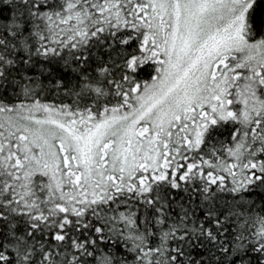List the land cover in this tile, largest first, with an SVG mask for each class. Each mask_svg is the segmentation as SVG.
<instances>
[{"label": "snow or ice", "instance_id": "snow-or-ice-1", "mask_svg": "<svg viewBox=\"0 0 264 264\" xmlns=\"http://www.w3.org/2000/svg\"><path fill=\"white\" fill-rule=\"evenodd\" d=\"M0 264H264V0H0Z\"/></svg>", "mask_w": 264, "mask_h": 264}, {"label": "trees", "instance_id": "trees-1", "mask_svg": "<svg viewBox=\"0 0 264 264\" xmlns=\"http://www.w3.org/2000/svg\"><path fill=\"white\" fill-rule=\"evenodd\" d=\"M143 78L144 79H148L149 77L145 74L143 76ZM50 87L51 86L49 85V88ZM39 98L42 100V102H46V103L47 102L69 103V100L66 97L62 99V96L60 94H58L57 92H54V91H49L47 89L40 93ZM105 251H108V250L102 249V252H105ZM100 255H101V253H97V258L98 259L100 258Z\"/></svg>", "mask_w": 264, "mask_h": 264}]
</instances>
